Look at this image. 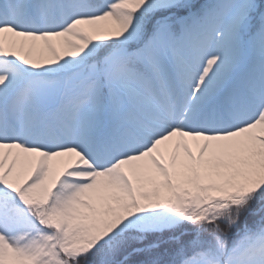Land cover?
<instances>
[{
	"label": "snow or ice",
	"instance_id": "6c2138e0",
	"mask_svg": "<svg viewBox=\"0 0 264 264\" xmlns=\"http://www.w3.org/2000/svg\"><path fill=\"white\" fill-rule=\"evenodd\" d=\"M0 264H264V0H0Z\"/></svg>",
	"mask_w": 264,
	"mask_h": 264
}]
</instances>
